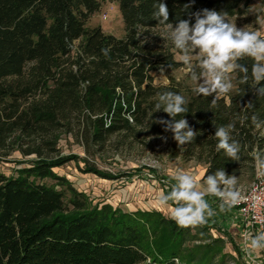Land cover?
<instances>
[{
  "label": "trees",
  "instance_id": "obj_1",
  "mask_svg": "<svg viewBox=\"0 0 264 264\" xmlns=\"http://www.w3.org/2000/svg\"><path fill=\"white\" fill-rule=\"evenodd\" d=\"M104 1L0 0V159L14 151L32 156L16 175L0 173V264H212L218 256L223 261L221 236L190 244L201 239L193 228L209 231V224L181 227L158 210L94 204L55 171L83 160L82 171L116 177L87 158L62 154L64 133L99 149L126 132L146 144L149 137H166L167 156L202 164L203 177L221 169L233 176L253 172L256 156L264 160V124L257 128L251 119L264 121V95L256 92L264 81L254 84L250 57L237 61L248 69L247 83H239L244 74L234 72L233 90L212 107V96L195 94L171 74L184 64L158 32L164 26L153 19L157 0H111L119 5L123 36L88 24ZM250 1L163 0L173 25L203 9L234 16ZM185 4H191L186 11ZM159 69L168 74V84L155 83ZM164 91L187 100L188 112L176 119H186L196 131L192 142L179 145L155 123L172 119L155 112L157 94ZM230 123L240 146L238 161L216 148V128Z\"/></svg>",
  "mask_w": 264,
  "mask_h": 264
},
{
  "label": "rangeland",
  "instance_id": "obj_2",
  "mask_svg": "<svg viewBox=\"0 0 264 264\" xmlns=\"http://www.w3.org/2000/svg\"><path fill=\"white\" fill-rule=\"evenodd\" d=\"M227 18L238 28L264 31V0H251L245 11ZM88 24L101 25L105 32L116 36L125 34L122 14L115 1L105 0L101 9L90 18ZM158 30L164 38V27ZM180 55V52L175 51L176 60H180ZM193 63H196L195 58ZM154 74L157 85L169 83L165 70L159 69ZM171 74L184 85L195 87L186 74L185 65ZM233 77L232 73V83ZM146 141L148 144L136 139L133 133L126 132L113 135L106 145L99 149L89 148L73 133H64L59 142L62 154H76L80 158H87L99 170L116 177L105 178L93 172L82 171L81 168L85 166L83 160L70 161L56 167L55 171L66 176L78 190L86 192L94 204L110 203L124 211L158 210L171 217L174 205L171 202L161 204L160 200L170 193L173 184L176 183L172 179L173 173L184 171L194 175L198 182H202L205 167L195 161L169 158L166 154V141L161 137L152 136ZM30 158L32 156L24 157L19 151H14L6 158L0 159V173L8 176L16 175L17 169L24 166V160ZM260 173L264 174V168L257 166L253 172L235 175L238 190L247 189ZM199 187L202 189L203 184L201 183ZM205 199L214 213L211 217H207L205 222L211 229L204 231L200 227L193 228L194 236L201 239L191 241L190 244H198L205 240L209 242V236H221L224 240L223 261H221L222 257L218 256L212 264H264V252L253 253L248 248L250 237L258 234L259 231L253 229L251 233L245 235L233 207L231 209L226 207L225 211H220L222 200L219 201L212 196H206Z\"/></svg>",
  "mask_w": 264,
  "mask_h": 264
},
{
  "label": "clouds",
  "instance_id": "obj_3",
  "mask_svg": "<svg viewBox=\"0 0 264 264\" xmlns=\"http://www.w3.org/2000/svg\"><path fill=\"white\" fill-rule=\"evenodd\" d=\"M191 4H185L186 11ZM153 19L164 26V38L171 41L172 46L178 50L180 60L185 65L186 74L195 84L192 89L197 95L212 96V107H216L217 100L228 94L234 87L232 73L241 72L244 75L239 83H247L248 69L237 63L244 57L253 60L251 77L255 85L264 81V31H250L246 28H238L227 18L224 11L203 9L190 13L189 19H180L173 25L169 22V9L163 0H157L154 4ZM194 17L195 22H191ZM106 54V53H105ZM196 63H193V60ZM199 68V72L195 69ZM258 95H264V87L256 89ZM187 100L179 93L164 91L157 94L155 112L162 110L172 119H158L155 123L161 124L165 132H171L179 145L192 142L196 131L184 118L176 117L188 112ZM252 123L259 128L264 121L252 116ZM234 124L219 126L214 136L217 138V151L223 150L225 155L233 160L240 159L239 143L232 137ZM166 141V137H161ZM257 163L264 168V160L256 156ZM173 184L170 193L164 195L160 203L171 202L174 207L171 219L181 227L197 226L204 224L207 217L214 215L206 196H215L223 202L220 211L226 207L231 209L240 200L241 194L237 188V177L228 175L223 169L213 175L202 177V182L184 171L173 173ZM203 184V188L199 187ZM248 248L253 253L264 252V231L250 237Z\"/></svg>",
  "mask_w": 264,
  "mask_h": 264
},
{
  "label": "built area",
  "instance_id": "obj_4",
  "mask_svg": "<svg viewBox=\"0 0 264 264\" xmlns=\"http://www.w3.org/2000/svg\"><path fill=\"white\" fill-rule=\"evenodd\" d=\"M240 194V200L233 208L236 210L240 225L244 228V234L248 235L253 229L264 231V174L260 173L247 189L240 191Z\"/></svg>",
  "mask_w": 264,
  "mask_h": 264
},
{
  "label": "crops",
  "instance_id": "obj_5",
  "mask_svg": "<svg viewBox=\"0 0 264 264\" xmlns=\"http://www.w3.org/2000/svg\"><path fill=\"white\" fill-rule=\"evenodd\" d=\"M203 174H204V171H203ZM203 174H202V175H203Z\"/></svg>",
  "mask_w": 264,
  "mask_h": 264
}]
</instances>
